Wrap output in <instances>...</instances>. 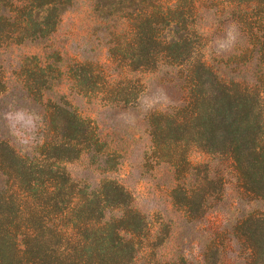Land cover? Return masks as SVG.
Segmentation results:
<instances>
[{
	"label": "trees",
	"instance_id": "obj_1",
	"mask_svg": "<svg viewBox=\"0 0 264 264\" xmlns=\"http://www.w3.org/2000/svg\"><path fill=\"white\" fill-rule=\"evenodd\" d=\"M78 2L107 37V60L119 63L121 76L64 60L53 45ZM207 13L217 27L238 30L241 40L226 56L203 50ZM0 48L39 49L18 60L16 85L0 69V102L16 96L38 109L42 136L21 152L0 133V264H140L147 247L149 264H195L175 245L173 223L148 222L115 179L91 188L65 167L86 155L113 171L117 152L61 93L64 83L118 107L136 104L145 77L159 72L175 74L185 97L149 112L151 158L172 170L169 203L200 233L201 264H230V253L233 264H264V0H0ZM189 150L229 160L238 206L227 215L216 214L221 175L208 160L191 163Z\"/></svg>",
	"mask_w": 264,
	"mask_h": 264
},
{
	"label": "rangeland",
	"instance_id": "obj_2",
	"mask_svg": "<svg viewBox=\"0 0 264 264\" xmlns=\"http://www.w3.org/2000/svg\"><path fill=\"white\" fill-rule=\"evenodd\" d=\"M202 28L208 32V45L204 52L209 56H226L240 42L236 26L224 23L217 27L211 15H204ZM97 28V30H96ZM107 37L99 31L96 23L91 22L89 16L80 7L79 2L74 4L73 11L65 13L53 36V45L62 53L64 60H87L91 64L102 65L108 74L115 72L120 75V65L116 61L109 64ZM35 48H0V69L7 80V84L16 85L13 73L18 60ZM92 66V65H91ZM65 80L62 79V83ZM145 88L136 104L113 107L106 102L103 95L100 99L83 97L67 87L66 82L61 88L66 98L80 113L91 118L98 130L104 136L107 146L117 152L113 171H101L89 157L82 155L65 164L71 180L84 183L96 188L103 179H115L131 195L133 207L142 214L147 221L161 218L173 223V239L181 252L189 256L195 264L200 261L201 236L197 229H189L182 225L180 216L174 212L169 203L168 193L173 184L172 170L166 164H155L151 158V142L147 116L154 110L162 111L179 106L185 97L182 82L175 74L163 72L146 76ZM66 84V85H65ZM132 86V83H130ZM0 102V133L8 139L16 150L30 151L41 142L39 133L40 117L38 109L21 103L16 96H4ZM190 151V150H189ZM193 164L205 162L209 157L199 151L191 150L188 154ZM102 160V159H101ZM210 167L218 170L223 179V200L216 214L227 215L237 207L235 179L230 168L229 160L210 159ZM233 207V208H232ZM243 207V206H241ZM264 210V205H258ZM247 208V207H245ZM175 250V247H173ZM146 257L140 264H149V247L145 250ZM147 258V259H146ZM230 264L235 263L232 253L227 256ZM237 263V260H236Z\"/></svg>",
	"mask_w": 264,
	"mask_h": 264
}]
</instances>
